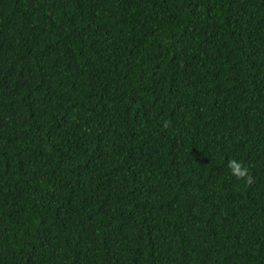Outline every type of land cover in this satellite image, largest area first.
Listing matches in <instances>:
<instances>
[{
	"label": "trees",
	"instance_id": "trees-1",
	"mask_svg": "<svg viewBox=\"0 0 264 264\" xmlns=\"http://www.w3.org/2000/svg\"><path fill=\"white\" fill-rule=\"evenodd\" d=\"M0 264H264V0H0Z\"/></svg>",
	"mask_w": 264,
	"mask_h": 264
},
{
	"label": "clouds",
	"instance_id": "clouds-1",
	"mask_svg": "<svg viewBox=\"0 0 264 264\" xmlns=\"http://www.w3.org/2000/svg\"><path fill=\"white\" fill-rule=\"evenodd\" d=\"M227 167L232 176L240 180H245L247 183L252 182V177L249 174V170L242 162L236 159H231L228 161Z\"/></svg>",
	"mask_w": 264,
	"mask_h": 264
}]
</instances>
